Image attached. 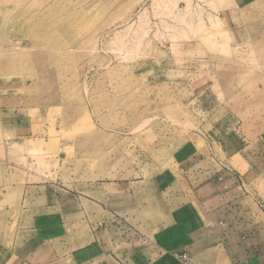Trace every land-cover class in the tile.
Listing matches in <instances>:
<instances>
[{
    "label": "rangeland",
    "instance_id": "obj_1",
    "mask_svg": "<svg viewBox=\"0 0 264 264\" xmlns=\"http://www.w3.org/2000/svg\"><path fill=\"white\" fill-rule=\"evenodd\" d=\"M261 17L264 0H0V185L96 196L129 183L115 218L145 233L133 221L192 201L203 182L186 168L205 169L225 132L203 124L204 108L243 128L260 120L251 79L264 68L241 28ZM254 184L264 200V176ZM16 198L29 203L0 193V235Z\"/></svg>",
    "mask_w": 264,
    "mask_h": 264
},
{
    "label": "crops",
    "instance_id": "obj_2",
    "mask_svg": "<svg viewBox=\"0 0 264 264\" xmlns=\"http://www.w3.org/2000/svg\"><path fill=\"white\" fill-rule=\"evenodd\" d=\"M241 33L264 68V18H252ZM251 81L259 83L252 104H264V69ZM202 98L211 103L216 97L206 92ZM206 110L203 124L225 132L212 139L215 152L210 148L202 161L207 169L186 168L189 178L203 177L186 192L192 201L171 205L165 215L158 211L150 221H133L149 226L140 234L123 229L132 221L115 218L116 198L129 208V183L96 187V196L43 182L11 183L5 192L1 184L2 195L22 192L29 203L16 198L5 205L3 225L13 228L0 235V264H264V200L254 184L264 176V110L248 130L228 108Z\"/></svg>",
    "mask_w": 264,
    "mask_h": 264
}]
</instances>
